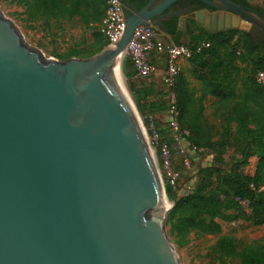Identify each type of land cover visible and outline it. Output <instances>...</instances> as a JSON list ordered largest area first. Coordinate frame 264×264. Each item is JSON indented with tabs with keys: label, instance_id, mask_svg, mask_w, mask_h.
Listing matches in <instances>:
<instances>
[{
	"label": "water",
	"instance_id": "1",
	"mask_svg": "<svg viewBox=\"0 0 264 264\" xmlns=\"http://www.w3.org/2000/svg\"><path fill=\"white\" fill-rule=\"evenodd\" d=\"M177 1L150 0L126 14L119 42L64 61L0 11V264H180L157 150L123 71L137 31ZM201 1L212 11L187 17L207 30L264 33L259 11Z\"/></svg>",
	"mask_w": 264,
	"mask_h": 264
},
{
	"label": "trees",
	"instance_id": "2",
	"mask_svg": "<svg viewBox=\"0 0 264 264\" xmlns=\"http://www.w3.org/2000/svg\"><path fill=\"white\" fill-rule=\"evenodd\" d=\"M107 1L32 0V3L37 16L62 19L82 29H92L102 23ZM149 1L123 0L124 12L139 11ZM232 1L250 6L247 0ZM205 6L201 0H179L151 29L154 33L171 36L180 45L188 34L186 27L180 29V18ZM256 10L264 16V5ZM186 21L191 37L188 61L194 84L177 70L171 76V84H167L169 90L157 91L140 80L132 53L123 64L129 89L157 150L166 193L175 202L167 223L180 241L188 240L193 232L218 235L212 248L217 259L235 255L240 258V264H264V235L239 250L235 238L227 234L239 222L264 223V167L254 174L223 173L218 167H212L197 191L181 198L177 196L176 180L170 173L181 177L190 163L181 148L180 131L187 134L195 147L203 148L227 147L234 135L250 124L256 127L258 136L264 134V84L258 81L259 69H264V33L257 27L250 31L217 32L203 28L200 31L203 43L198 45L191 30L196 21L190 17ZM152 43L153 47L143 50V54L147 63L155 67L158 44L155 39ZM153 75L151 72L148 78ZM206 101H214L217 108L225 111L216 141V125L205 115ZM173 111L178 113L179 128L171 120L157 118Z\"/></svg>",
	"mask_w": 264,
	"mask_h": 264
},
{
	"label": "rangeland",
	"instance_id": "3",
	"mask_svg": "<svg viewBox=\"0 0 264 264\" xmlns=\"http://www.w3.org/2000/svg\"><path fill=\"white\" fill-rule=\"evenodd\" d=\"M247 2L255 10L264 5V0H247ZM0 11L14 23L23 39L30 46L42 51L46 58L59 61L70 58H89V56L95 55L104 45L103 49L112 44L102 23L92 29H82L70 21L45 16L40 17L35 13L32 0H0ZM195 21L196 24L191 26V30L194 32L193 35L196 37L198 45H202L203 37L200 31L203 30L204 26L198 20L195 19ZM260 22L264 25V21ZM151 26L153 25L141 27L137 31L127 55L132 52L141 54L145 48L153 47L152 40H156L155 34L157 33L151 31ZM181 26L182 28L186 27L188 34L180 45L171 39L169 42H164L159 38V42L156 41L159 45L156 69L152 77L140 79L145 86L157 91L169 90L166 83L169 70V50L176 46L190 48L191 37L189 36L187 21L186 24ZM140 41H143V44H140ZM188 59L180 56L175 61L174 67L183 73L188 81L193 83ZM260 72H264V69H259ZM205 115L210 122L216 125L217 133L225 118V111L217 108L214 101H206ZM157 118L171 120L179 128L178 113L176 111ZM178 137L181 148L187 154L190 162L188 170L183 176L177 177L170 172L176 180L178 198L195 193L212 167H218L223 173L244 172L249 174H254L264 167V134L258 136L256 127L253 124L234 135L225 148L219 145L210 148L195 147L187 134L182 131L179 132ZM218 138L219 134L217 133L214 141ZM174 204L175 202L169 199L168 215ZM166 231L176 250L180 264H240V258L235 255H228L221 259H217L213 255L212 248L219 238L218 235L193 232L188 240L180 241L171 232L168 223ZM227 234H231L235 238L238 249L241 250L251 241L264 235V223L256 225L250 221L239 222Z\"/></svg>",
	"mask_w": 264,
	"mask_h": 264
},
{
	"label": "built area",
	"instance_id": "4",
	"mask_svg": "<svg viewBox=\"0 0 264 264\" xmlns=\"http://www.w3.org/2000/svg\"><path fill=\"white\" fill-rule=\"evenodd\" d=\"M125 22H126V14L124 12L123 0H108L106 12L102 24L104 25L105 33L108 36L110 43H112L116 38H118L121 35V33L124 30ZM145 49H151V48H145ZM132 54L135 56L136 66L139 72V76L141 78H148L149 74L155 71V67L147 63L143 51L141 52V54H134L133 52ZM180 56L190 58L191 52L189 49L184 48L182 46H176L170 48L169 70L166 76V83L168 85L171 84V76L177 71V69H175L174 67V63ZM258 81L264 84V72H260L258 74Z\"/></svg>",
	"mask_w": 264,
	"mask_h": 264
},
{
	"label": "bare ground",
	"instance_id": "5",
	"mask_svg": "<svg viewBox=\"0 0 264 264\" xmlns=\"http://www.w3.org/2000/svg\"><path fill=\"white\" fill-rule=\"evenodd\" d=\"M125 28H126V22H125V26H124V30H123V32L121 33V35L118 37V38H116L113 42H112V44L114 43H117V42H119L121 39H122V37H123V35H124V32H125ZM125 53H126V50H124L119 56H118V60H119V62H118V64H117V74H118V79H119V81L121 82V84H122V86H123V88L125 89V81H124V75H123V72H122V60H123V57H124V55H125ZM131 103L133 104V101H132V99H131Z\"/></svg>",
	"mask_w": 264,
	"mask_h": 264
},
{
	"label": "crops",
	"instance_id": "6",
	"mask_svg": "<svg viewBox=\"0 0 264 264\" xmlns=\"http://www.w3.org/2000/svg\"><path fill=\"white\" fill-rule=\"evenodd\" d=\"M181 18H183V19H185V21L182 23L181 21H179V25H180V29L181 30H183V29H185V26H184V28H182V24H186V20H187V16H182ZM180 18V19H181ZM156 35V41L157 42H159V39L160 40H162V41H164V42H169V40L171 39L172 41H173V39H172V37L171 36H169V35H167V34H164V33H157V34H155ZM159 38V39H158ZM156 69V68H155Z\"/></svg>",
	"mask_w": 264,
	"mask_h": 264
},
{
	"label": "flooded vegetation",
	"instance_id": "7",
	"mask_svg": "<svg viewBox=\"0 0 264 264\" xmlns=\"http://www.w3.org/2000/svg\"><path fill=\"white\" fill-rule=\"evenodd\" d=\"M212 1H214V2H216L217 0H212ZM205 4V3H204ZM239 4V3H238ZM206 5V4H205ZM240 5H243V6H245V7H247V8H250L251 10H255V9H253L251 6H246V5H244V4H240ZM203 9H205V10H207V11H212V8H210L208 5H206L205 6V8H203ZM169 10V9H168ZM167 14H165L164 13V16H166ZM163 16V17H164ZM203 25V24H202ZM204 26V25H203ZM255 27H257V26H255V25H253L252 26V28H251V30L253 29V28H255ZM205 28V27H204ZM258 28V27H257ZM262 32V31H261ZM263 33V32H262Z\"/></svg>",
	"mask_w": 264,
	"mask_h": 264
}]
</instances>
